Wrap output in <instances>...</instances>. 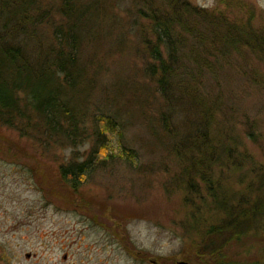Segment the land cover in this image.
I'll use <instances>...</instances> for the list:
<instances>
[{"label":"rangeland","instance_id":"1","mask_svg":"<svg viewBox=\"0 0 264 264\" xmlns=\"http://www.w3.org/2000/svg\"><path fill=\"white\" fill-rule=\"evenodd\" d=\"M36 1L40 12L46 10L59 18L53 5L61 0ZM74 1L85 4L94 0ZM186 1L193 7L223 13L230 21L245 22L247 13H253L252 27L264 30V0ZM120 3H100L96 12L86 10L107 19L94 26L102 32L101 39L82 45L88 87L76 110L83 113L86 125L95 114L112 116L120 125L123 142L135 152V160L113 159L74 191L60 180L58 167L83 160L90 139L76 146H45L33 136L21 137L16 130L0 126V264H201L193 241L199 230L222 215L213 211L219 205L206 197L196 205L198 211L196 206L192 208L193 214L184 205L177 178L181 166L172 154L171 135L174 130H188L185 122H205L199 112L205 102L213 109V125L228 132L239 150L264 164V86L243 87L245 71L254 68L260 70L258 83L264 85V64L251 55L234 56L225 67L230 92L221 91L216 97L214 87L208 94L200 89L199 105L193 110L176 99L168 105L143 71L149 60L109 37L116 31L115 20L128 16V4ZM112 16L114 19L108 20ZM216 98L223 106L214 107ZM246 121L253 124L255 141L246 135ZM233 164H229L232 171L219 173V183L231 199L244 192L251 178L243 177L245 167L241 170ZM204 191L200 187L201 194ZM261 226L223 246L218 240L220 252L205 257L202 263L263 261L264 219Z\"/></svg>","mask_w":264,"mask_h":264},{"label":"trees","instance_id":"2","mask_svg":"<svg viewBox=\"0 0 264 264\" xmlns=\"http://www.w3.org/2000/svg\"><path fill=\"white\" fill-rule=\"evenodd\" d=\"M116 1L128 4V16L115 20L116 31L109 37L115 44L124 42L129 51L142 52L149 60L143 71L150 75L168 105L176 99L193 110L199 105L200 89L208 94L214 87L218 90L216 97L221 91L230 92L225 67L234 56L251 55L264 64V30L252 27L253 13H247L244 22L193 7L186 0H94L85 4L61 0L53 5L60 14L56 19L46 10L40 12L36 0H0V126L16 130L21 137L33 136L45 146H76L90 139L83 160L58 167L60 180L74 191L113 159L133 163L136 157L123 142L120 125L112 116L95 114L86 125L83 113L77 112L80 97L88 87L82 45L87 40L101 39L102 32L94 26L107 19L92 12L100 3ZM88 9L94 11L86 12ZM260 73L257 68L245 71L243 87L246 84L263 89L264 85L258 83ZM213 105L223 103L216 98ZM203 106L199 112L205 122H185L188 130H174L171 135L172 154L181 166L177 178L184 205L192 211L208 198L219 205L213 211L222 215L199 230L193 241L201 264L205 257L220 252L218 240L223 246L227 240L239 239L261 228L264 219V164L239 150L228 132L214 126L213 109L206 102ZM244 123L246 135L255 141L250 127L253 124ZM231 161L238 169L245 167L244 178L254 177L253 183L249 184V178L244 192L233 199L219 183V173L232 171ZM250 264H264V260Z\"/></svg>","mask_w":264,"mask_h":264},{"label":"water","instance_id":"3","mask_svg":"<svg viewBox=\"0 0 264 264\" xmlns=\"http://www.w3.org/2000/svg\"><path fill=\"white\" fill-rule=\"evenodd\" d=\"M26 256H29V255L27 254ZM178 264H188V263L181 261V262H178Z\"/></svg>","mask_w":264,"mask_h":264},{"label":"flooded vegetation","instance_id":"4","mask_svg":"<svg viewBox=\"0 0 264 264\" xmlns=\"http://www.w3.org/2000/svg\"><path fill=\"white\" fill-rule=\"evenodd\" d=\"M152 261H153L154 263H157V260H154V259H153Z\"/></svg>","mask_w":264,"mask_h":264}]
</instances>
